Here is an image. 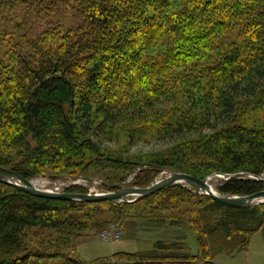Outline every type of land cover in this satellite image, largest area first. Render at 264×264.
<instances>
[{"label":"trees","instance_id":"1","mask_svg":"<svg viewBox=\"0 0 264 264\" xmlns=\"http://www.w3.org/2000/svg\"><path fill=\"white\" fill-rule=\"evenodd\" d=\"M180 93L198 102L191 106L196 114L181 105L163 108ZM142 95L151 98L147 106L157 104L148 112L167 138L174 128L183 137L193 128L202 133L207 123L214 129L153 163L187 160L195 164L190 172L171 167L199 179L253 176L226 180L218 188L223 196L264 190L255 178L264 175V119L249 116L264 113V0H0L1 167L28 180L50 167L88 169L100 152L90 138L101 134L93 116H140ZM82 149L93 152L86 161ZM154 177L138 174L136 186ZM184 193L203 203L196 219L204 257L244 252L264 227V204L225 206L183 184L122 206ZM98 204L121 207L39 197L0 180V264H85L76 254L82 234L72 225L65 230L76 213ZM172 250L160 241L151 252H120L93 264L173 262Z\"/></svg>","mask_w":264,"mask_h":264},{"label":"rangeland","instance_id":"2","mask_svg":"<svg viewBox=\"0 0 264 264\" xmlns=\"http://www.w3.org/2000/svg\"><path fill=\"white\" fill-rule=\"evenodd\" d=\"M177 96L172 102L163 101L161 103L163 108H169L171 105H181L196 114L194 109H191V106H197L198 103H194L193 97L188 98L183 93ZM137 100L144 103L140 107L141 115L135 116V118L128 115L127 118L116 120L114 116L109 115L105 118L106 122H103L102 114L93 116L94 124L92 127L98 129L101 134L90 138L94 140L100 152L97 151L91 157V159L93 158L92 161L86 163L88 169L78 170V173H59L50 167L48 173L37 174L29 181L39 189L56 193H80L69 191L75 187L83 190L80 194H105L128 187H138L136 186L138 174L142 177L155 174L151 183L153 184V182L166 178L171 173L190 172L191 166H195V164L187 160H184L182 164L169 162V165H165L163 168L153 162L160 161L161 156L168 159L170 148L180 142L192 140L193 138L197 140V137L199 138L201 134L206 136L212 134L214 129L207 127L213 125V123H207V126L200 127L202 133H199L195 128H193L194 132L192 133L184 132V137L183 134L179 136L176 134V132H182V129L174 128L172 134L175 136L171 135L172 138H167V135L163 133V128L160 132L159 127H157L159 125L154 124L157 123L156 117L148 112L150 106L156 107L157 104L147 106L151 101V98L147 95H142ZM146 112L152 114V117L144 119ZM249 116H251V119L255 117H260L259 120L264 119V113L260 115L249 113ZM162 117L166 121L167 117L165 116V118L164 114ZM193 135H196V137ZM84 150H81L83 152L81 156L86 161V156H91L90 153L93 152ZM100 157H103V159ZM107 157H109V160ZM114 160L121 162L116 165ZM173 165L176 167L175 169L183 171H175L171 167ZM48 166L53 165L48 164ZM86 174L92 177H84ZM240 174L215 173L203 179H209L212 189L220 194L218 188L230 177L249 176L248 174L243 176ZM261 178L264 179V175ZM187 188L192 189L191 187ZM185 194L181 196L165 194V196L154 197L149 202L131 207L122 206L125 204L123 202L109 201L121 204L119 209L109 204L87 207L75 214L78 215L77 220L72 219L74 222L68 221V228L65 231L70 230L69 226L72 225L75 229L77 228L76 233L82 234L76 240L78 243L76 254L85 264H93L98 260H114L115 255L120 252H151L160 241L174 244L176 250L172 251L178 256L173 262L164 261L163 259L161 262L153 260L144 264H264V227L254 234L246 251L233 256L222 252L215 257L213 256V258H210V256L204 257L199 244L200 230L202 229L196 219V208L199 209L203 203L192 195ZM133 198V196L127 197L128 200ZM261 204H264V201H256L251 206H260ZM261 213L264 214V207L261 208ZM194 224L200 228H197ZM109 227H114L120 234L118 240L104 239V231ZM115 261L117 260L115 259Z\"/></svg>","mask_w":264,"mask_h":264},{"label":"water","instance_id":"3","mask_svg":"<svg viewBox=\"0 0 264 264\" xmlns=\"http://www.w3.org/2000/svg\"><path fill=\"white\" fill-rule=\"evenodd\" d=\"M240 175L243 176L247 174L241 173ZM256 178L257 180L264 181L261 177ZM0 180L35 196L69 201H119L123 203H134L175 184H184L192 187L198 194H206L225 206L244 207L249 206L256 201H264V190L247 196H223L212 190V187L209 184V179H199L185 173H171L166 178L160 179L148 187H128L105 194L55 193L42 190L13 170L1 166ZM129 196H133L134 198L128 200L127 197Z\"/></svg>","mask_w":264,"mask_h":264},{"label":"built area","instance_id":"4","mask_svg":"<svg viewBox=\"0 0 264 264\" xmlns=\"http://www.w3.org/2000/svg\"><path fill=\"white\" fill-rule=\"evenodd\" d=\"M103 237L105 240H112V239L118 240V238L120 237V234L116 231L114 227L113 228L109 227L105 229Z\"/></svg>","mask_w":264,"mask_h":264},{"label":"bare ground","instance_id":"5","mask_svg":"<svg viewBox=\"0 0 264 264\" xmlns=\"http://www.w3.org/2000/svg\"><path fill=\"white\" fill-rule=\"evenodd\" d=\"M156 182V181H155ZM34 186H36V185H34ZM212 190H214V189H212ZM48 191V190H47ZM61 193V192H60Z\"/></svg>","mask_w":264,"mask_h":264}]
</instances>
